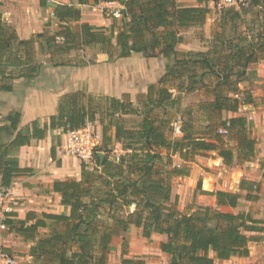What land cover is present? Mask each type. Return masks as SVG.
<instances>
[{"label":"trees","instance_id":"trees-1","mask_svg":"<svg viewBox=\"0 0 264 264\" xmlns=\"http://www.w3.org/2000/svg\"><path fill=\"white\" fill-rule=\"evenodd\" d=\"M76 1L70 5L52 4L54 21L45 26L55 25L57 30L26 40L3 22L0 13V93H11L19 79L39 75L43 62L37 60V53L47 57L54 67H85L89 63L72 65L63 59L73 52L98 47L109 62L139 54L162 57L167 60L166 73L158 86L151 85L144 99L138 100L139 107L127 99L82 90L63 95L57 113L43 125L36 120L25 130H18L21 114L10 113L0 127V189L10 188L15 178L27 172L19 165L18 150L45 140L50 132L67 134L100 121L102 141L96 148L94 169L82 163L80 180L55 181L52 185L70 214L30 212L21 220L17 213L9 212L0 226L32 244L28 252L31 264H108L113 240L132 227L148 240L154 235L166 236L159 249L169 257L167 264H215L216 260L248 257V245L258 240L255 234L264 231L260 226L263 223L250 213L230 210L236 209L242 199L258 201V184L243 180V197L237 192H203L199 180L197 189L202 195L215 197L217 208L199 206L191 214H180L171 205L172 179L189 177L187 164L204 153H216L228 167L250 162L258 153V142L251 136L247 119L238 116L224 120L222 113L237 114L254 103L240 85L247 81L243 71L264 61V30L255 41L240 36L233 42L226 40L224 33L217 34L219 46L207 54L180 51L181 31L205 25L210 14L207 3L190 7L176 0ZM113 2L125 10L117 31L114 24L97 28L81 23L79 6ZM250 4L264 10V0H250ZM40 5L49 6L46 0H40ZM228 17L234 20L240 15ZM252 75L256 77L255 72ZM207 79L212 80L211 84ZM199 85L213 97L200 105L203 125L187 113L180 123L181 136L173 137L172 121L156 113L176 107L179 99L172 90L180 95L192 93ZM128 117H140V121L132 123ZM220 129L228 134L221 135ZM117 144L123 154L110 159L108 154ZM101 152L106 154L103 162L98 155ZM174 157L182 164L173 165ZM177 201L176 197L175 205ZM122 253H127L125 239ZM123 263L146 264L143 260Z\"/></svg>","mask_w":264,"mask_h":264},{"label":"rangeland","instance_id":"rangeland-1","mask_svg":"<svg viewBox=\"0 0 264 264\" xmlns=\"http://www.w3.org/2000/svg\"><path fill=\"white\" fill-rule=\"evenodd\" d=\"M46 1L49 5L56 4L57 2H59L61 5H69L75 0ZM28 3L32 4V0H4V3H1L6 7L3 14L10 20H15L17 23L24 25L26 23V19L32 20L31 10L33 7L30 6L28 8ZM182 4L186 6L193 5L194 7L198 5L204 6L206 4V0H185V2ZM120 7L123 8L121 5ZM113 10V7L106 6L104 3L97 6L90 5L84 9V18H89V23L87 24L97 28H109L114 24L115 31H117L118 28H121L122 19H116L112 14ZM34 12L35 15H43L41 18L46 19V23L52 22L53 24L54 15L51 14L52 11H48V8H36ZM232 14H239L240 18L229 20L228 16H232ZM226 19H228V22L224 21ZM81 23H85L83 18H81ZM72 26L75 27L78 25L72 24ZM42 30V32H54L57 30V28L55 25H53L50 28H43ZM263 30L264 10L251 5L250 2L240 8L228 9L222 12L210 9V14L203 27L190 28L181 31L180 35L183 38V42L179 45L178 49L180 51H191L194 53L207 54L208 52H212L216 46H219L215 40L217 34L224 33L225 39L231 40L233 42L236 41L240 36L247 37L249 41H255L257 36L261 34ZM37 34L39 33H34V35ZM59 42H61V39ZM36 58L38 61L43 62V68L39 75L33 79L34 83L31 87H35L37 90L41 91L42 98L47 96L49 87L57 89V84H64L65 81H78L79 76L76 73L84 68H87L91 69L89 70L91 72L95 69L98 70V81H94V75H91L90 73L89 77H84L86 82L79 80L82 81V83L76 86L77 88L79 87L78 91L84 90L88 94H93L96 96L115 97L121 100L127 99L137 107H139L138 100L141 98L144 99V95L147 94L148 88L151 85L158 86L159 81L166 73L167 64V60L162 57L149 58L142 54L132 55L130 58L118 59L113 62H109L108 57L105 54L100 53L98 47H89L77 52H73L70 54V56H66L63 59L65 62H69L72 65L79 64L80 62L89 63V65L85 67H54L48 63V58L41 55V53H37ZM261 63L262 62L259 64ZM257 65L258 64L252 65L248 70L243 71V76L247 78V81L240 85V89L243 92L250 94L254 100L252 105L244 106L247 108V112L244 111L246 112L245 114H261L264 111V83L262 82V79H258L252 75L254 72H256ZM71 71L76 73H69ZM104 77L109 78V81L102 83L101 80H103ZM206 82L211 84L212 80L207 79ZM72 84L74 83L72 82L71 85ZM207 91L208 90L202 88L201 85H199V89L195 90L194 92L184 93L181 95L177 91L172 90L174 97L179 99L178 104L175 108L169 107L161 111H157L156 114H158L163 119L169 118L172 121L170 130L173 137H178L175 132V128L180 126L181 120L187 113L194 115L195 121L199 126L203 125L202 120H204V117L202 112L199 110L200 105L213 99L212 96L207 94ZM222 114L229 113L224 112ZM48 119L49 116L44 118L46 122ZM127 120L133 123L140 121V117H128ZM39 121L42 125L44 124L43 120L39 119ZM94 125L98 134L101 135L102 141V134L100 131L102 130V126L100 125V121L96 122ZM251 136L253 137L252 132ZM255 138L257 139V137ZM231 144L233 145V143ZM122 153L123 152L121 151H117L111 152L108 155L110 159H115L116 154L120 155ZM101 154H104V156L106 155L104 152H101ZM216 160H218V156L216 154L204 153L201 156L196 157L195 162L189 163L187 166L190 168V170H192L195 165L201 166L204 170H207L204 168V166ZM252 163L255 164L254 167L251 166ZM181 164L182 162L177 157L173 158V165ZM89 167L94 169V167L91 165ZM245 167L250 170V172L259 173L260 175L264 174V159L259 157V154L257 153L250 162H246L242 165H237L235 163L229 167L224 166L228 172H233L232 169L243 170ZM197 183V180H194L193 178L189 179L185 177H178L172 179L173 192H175L174 195L177 194L178 201L177 205H175V198L173 197V203L171 205L180 214H191L199 206H209L213 209L217 208L214 205L215 200L213 197L208 198L202 196L200 191L197 189ZM204 184L205 181H202V188L204 187ZM255 190H257V188ZM251 206L252 211L250 214L252 216L254 214V209L261 211V209H258L256 206ZM222 211L227 210L222 209ZM42 233L44 232L42 231ZM19 238L21 237L15 234L11 236L9 241L13 243L14 247H2L0 252L8 253L14 256L16 258L17 264H29V248L26 246L29 247L31 244L26 243ZM124 239L127 240V253L125 256L122 253ZM160 243L161 241L157 236H154L153 239L145 240L141 234V231L139 230L133 232V234H121L119 237H116L113 240L109 254V259L110 255L112 258L110 262L108 261V264H124L123 262L126 260H143L146 264H164L168 259L164 258V254H162L158 249Z\"/></svg>","mask_w":264,"mask_h":264},{"label":"crops","instance_id":"crops-1","mask_svg":"<svg viewBox=\"0 0 264 264\" xmlns=\"http://www.w3.org/2000/svg\"><path fill=\"white\" fill-rule=\"evenodd\" d=\"M176 1H178V3L185 2V0ZM1 3H4V0H0V13L3 15V22L8 26H11L20 39H30L34 33H41L43 31L42 29L46 28V19H42L41 17H43V15L41 14L35 15L34 12L36 8L41 9L40 0H32V4L28 3L27 7L29 8L32 6L34 10H31L32 20L26 19L24 25L5 17L3 13L6 7ZM56 4L60 3L57 2ZM72 4H77V1L75 0ZM79 7L82 11L84 22L89 23V18H84V9L87 6ZM190 7L194 6L190 5ZM47 8L48 11H52L51 14L53 15L52 5H49ZM89 70L91 69L84 68L78 73L72 72V70L69 73H76L79 76L78 81L75 80L74 82L72 80L74 83L72 85V82L69 81H65L64 84H57V89L49 87L47 96L43 98L41 91L37 90L35 87H31L34 83L33 79H19L15 81L14 89L11 93H0V127L4 125V119L14 111L21 114V122L18 126V130H25L34 121L39 119L43 120L44 124L48 123L44 118H46V116H53L57 113L60 98L65 94L78 91L79 87L77 88L76 86L82 83V81L86 82L84 77H89L91 73V75H94V81H98V70L95 69L92 70V72ZM255 73L256 77L262 79V82L264 83V61H262L261 64L258 63ZM106 81H109V78L104 77V79L101 80L102 83H105ZM244 111L247 112L246 107H242L237 114H222V118L224 120H229L238 116L246 118L250 132L253 134V138L256 139L255 137H257L256 140L258 142L259 157L264 159V111L261 114H245L246 112ZM100 131L102 134V130ZM64 138L65 134L59 130L50 132L45 140L34 142L30 146H24L16 153L19 158L20 167L27 170V172H24L15 178L11 187L8 188L9 193L11 194L10 203L13 210L12 212L17 213L19 219L25 220L27 214L30 212L36 213L37 215L44 213L55 215L70 214V208L61 204L60 196L53 191L52 185L55 181H66L72 178L80 180L82 163L79 160L66 155L62 147ZM117 151H122L121 145L118 146L114 152ZM115 156H118V154ZM224 166L223 159L218 157V160L212 161L210 164L204 166L207 170H204L201 166L195 165L190 171V176L185 178H193L194 180H197V182L199 180L205 181L202 190L206 193H213L216 191L237 192L243 197L246 193L240 190L241 182L243 180L255 182L258 184L259 190L257 191V195L259 196V200L256 202H248L245 199H242L239 206L230 211L234 213H250L252 211L251 205H254L258 209H261V211L254 209L253 218L261 221L263 224L260 226L264 228L263 174L260 175L259 173L250 172L246 167L243 170L232 169L233 172H228ZM251 166L254 167L255 164L252 163ZM174 193L175 192H173V197L176 199L177 194L174 195ZM202 196L212 198V196L209 197V195ZM213 198L215 200V197ZM214 205L216 206L215 201ZM131 210L134 211L135 206H133ZM3 219L4 215L0 213V221ZM131 229L128 234H133V232L138 231L135 227H132ZM5 231L6 230L0 229V250L2 247H14L13 243L9 241V238L14 234H8ZM255 235L258 237V240L249 243L248 257H232L227 261L216 260L215 264H264V231ZM154 236H157L161 242H164L167 239L164 235ZM154 236H152L151 239H153ZM31 246L32 244L29 247H26L30 249ZM111 258L112 256L110 255L109 262L111 261ZM164 258L168 259V256L164 254ZM168 260H166L164 264H167ZM28 262L29 264L32 263V259L29 258V256Z\"/></svg>","mask_w":264,"mask_h":264},{"label":"built area","instance_id":"built-area-1","mask_svg":"<svg viewBox=\"0 0 264 264\" xmlns=\"http://www.w3.org/2000/svg\"><path fill=\"white\" fill-rule=\"evenodd\" d=\"M249 2L250 0H206L209 9H213L218 12L233 8H240ZM104 5L113 7V16L116 19H122L123 8L120 7L119 3H104ZM175 132L178 136H181L180 126H177L175 128ZM219 133L221 135L228 134V132L224 129H220ZM100 143L101 135H99L96 131V127L94 124L88 123L86 126L80 128L79 130H75L65 134L62 147L66 155L79 160L81 163H85L89 166H94V156L96 148L100 145ZM118 146H120V144L116 145L115 151ZM10 196L11 194L9 193L8 189H0V213H2L3 215L13 211L10 203ZM0 229L4 230L5 226H0ZM0 264H17V262L14 256L8 253H1Z\"/></svg>","mask_w":264,"mask_h":264},{"label":"water","instance_id":"water-1","mask_svg":"<svg viewBox=\"0 0 264 264\" xmlns=\"http://www.w3.org/2000/svg\"><path fill=\"white\" fill-rule=\"evenodd\" d=\"M122 13L125 14V10H122ZM104 157H105L104 154L99 153V158H100L101 162H103Z\"/></svg>","mask_w":264,"mask_h":264}]
</instances>
